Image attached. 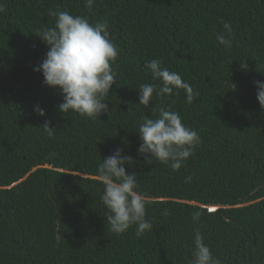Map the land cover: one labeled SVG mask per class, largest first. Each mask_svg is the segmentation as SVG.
<instances>
[{"label":"trees","instance_id":"obj_1","mask_svg":"<svg viewBox=\"0 0 264 264\" xmlns=\"http://www.w3.org/2000/svg\"><path fill=\"white\" fill-rule=\"evenodd\" d=\"M0 7V264H190L197 227L222 264H264V109L253 83L264 81V0H95L91 8L85 0H0ZM50 9L107 19L119 49L109 112L61 114L62 96L33 71L48 50L36 34L53 25ZM222 22L233 29L231 48L216 41ZM151 59L199 93L193 103L181 89L139 104L141 84H160L145 67ZM162 106L200 136L176 171L137 153L138 125ZM46 121L52 137L40 128ZM117 147L133 158L125 170L137 174L147 201L152 230L141 238L135 226L111 232L104 217L97 168Z\"/></svg>","mask_w":264,"mask_h":264},{"label":"clouds","instance_id":"obj_2","mask_svg":"<svg viewBox=\"0 0 264 264\" xmlns=\"http://www.w3.org/2000/svg\"><path fill=\"white\" fill-rule=\"evenodd\" d=\"M94 2L85 0V6L91 8ZM3 11V7H0V12ZM48 15L54 18L53 25L42 24L36 34L48 50L33 71L42 73L43 84L56 89L62 96L57 110L61 114L72 111L90 119L109 112L105 98L117 80L112 64L118 58L119 49L110 36L107 19L90 23L87 17L51 9ZM222 27L223 31L216 34V41L231 48L233 29L228 22H222ZM145 67L160 84H141L138 90L139 104L147 107L153 94L156 97L178 95L181 89L189 104L198 97L199 93L194 92L179 73L162 66L161 59H151ZM241 68L246 69L247 65L243 63ZM253 83L257 90L256 99L264 109V81ZM235 87L231 83V89L235 90ZM33 110L41 117L45 115L39 106ZM155 111L156 118L144 116L138 125L141 143L137 153L148 161L156 160L174 171L179 170L184 161L193 155L200 143V136L186 126L179 113L170 107L162 106ZM40 128L49 137L54 136L56 131L47 121ZM122 151L117 147L98 165L97 174L103 184L100 199L106 208L104 217L111 232L119 235L135 226V235L141 238L146 231L152 230V224L145 216L147 201L142 193L136 191L139 184L137 174L125 170V166L132 165L134 160L131 156L122 155ZM190 179L187 177L186 182ZM209 211H214V208H209ZM191 215L193 222L198 224L201 212L195 211ZM193 242L190 264H222L204 243L199 227L194 229Z\"/></svg>","mask_w":264,"mask_h":264}]
</instances>
